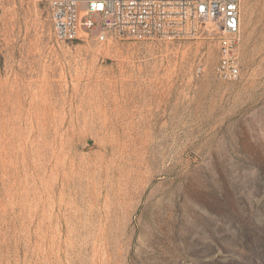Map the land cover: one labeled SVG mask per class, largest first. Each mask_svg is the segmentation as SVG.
I'll list each match as a JSON object with an SVG mask.
<instances>
[{"label": "rangeland", "instance_id": "374dc122", "mask_svg": "<svg viewBox=\"0 0 264 264\" xmlns=\"http://www.w3.org/2000/svg\"><path fill=\"white\" fill-rule=\"evenodd\" d=\"M209 25L61 41L0 0V264H264V0L238 81Z\"/></svg>", "mask_w": 264, "mask_h": 264}, {"label": "built area", "instance_id": "2783aa9c", "mask_svg": "<svg viewBox=\"0 0 264 264\" xmlns=\"http://www.w3.org/2000/svg\"><path fill=\"white\" fill-rule=\"evenodd\" d=\"M55 36L100 43L118 38L175 39L196 35L203 24L217 36L216 75L241 78L242 0H47Z\"/></svg>", "mask_w": 264, "mask_h": 264}]
</instances>
